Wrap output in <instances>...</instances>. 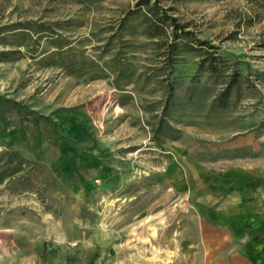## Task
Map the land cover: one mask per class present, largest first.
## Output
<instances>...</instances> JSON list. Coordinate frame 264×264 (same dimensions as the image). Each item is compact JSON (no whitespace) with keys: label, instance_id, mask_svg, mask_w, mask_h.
Masks as SVG:
<instances>
[{"label":"rangeland","instance_id":"374dc122","mask_svg":"<svg viewBox=\"0 0 264 264\" xmlns=\"http://www.w3.org/2000/svg\"><path fill=\"white\" fill-rule=\"evenodd\" d=\"M144 2L0 0V229L45 264H162L129 240L161 210L159 255L178 239L181 155L264 146V0Z\"/></svg>","mask_w":264,"mask_h":264},{"label":"crops","instance_id":"0c3cea01","mask_svg":"<svg viewBox=\"0 0 264 264\" xmlns=\"http://www.w3.org/2000/svg\"><path fill=\"white\" fill-rule=\"evenodd\" d=\"M251 137L240 136L234 141L238 151L220 155L219 162L197 159L194 165L181 155L182 174L170 184H178L182 197L175 210L186 206V201L189 210L181 219L174 245L165 249L160 239L161 256L153 261L264 264V146L260 140L252 145ZM168 226L169 222L161 229ZM43 249L24 234L0 229V264H45ZM167 250L174 255L167 256Z\"/></svg>","mask_w":264,"mask_h":264},{"label":"bare ground","instance_id":"6f19581e","mask_svg":"<svg viewBox=\"0 0 264 264\" xmlns=\"http://www.w3.org/2000/svg\"><path fill=\"white\" fill-rule=\"evenodd\" d=\"M109 100H110V95L102 99L103 104L104 101H106L104 106L108 105ZM174 209H175V205L170 208V211H174ZM166 220H167L166 214L160 213L159 215H150L146 219L145 230L143 232L137 231L136 228L132 229L133 237L129 241L130 242L136 241L137 243H140V246L143 247L147 255V258L150 260L160 259V255L158 252L159 246L158 244L155 245L153 240L159 239L161 234L160 229L166 225ZM166 253L167 256L169 257L174 255L173 250H167Z\"/></svg>","mask_w":264,"mask_h":264},{"label":"trees","instance_id":"16d2710c","mask_svg":"<svg viewBox=\"0 0 264 264\" xmlns=\"http://www.w3.org/2000/svg\"><path fill=\"white\" fill-rule=\"evenodd\" d=\"M144 4H146V6H147V13H146L147 15H158L159 14L156 7L153 4H151L149 2V0H145ZM165 17H166V20L171 21V23L174 26H178L175 30V39H177L179 36L178 31H182L183 26L178 25L176 17L167 16V15ZM160 24H161V22H159V21L158 22L156 21L155 23L149 22V28L153 30L151 32V35H157L159 33ZM187 35H189V33H187ZM200 44H202L203 46L209 47V48L215 47V46L211 45L210 43H208L206 40H201ZM176 45H177V42L173 46L174 50H176V48H174ZM186 47H189V46H187V44H186ZM217 57H219V56H217ZM216 59L217 58H215L214 60H210L208 66L206 67V69L209 70L210 72H216L217 71L218 63L216 62ZM172 62L173 61L171 60L170 64H172ZM203 66H204V64L201 63V67H203ZM239 79H240L239 75L237 74V75L230 77L229 80H227L226 88L223 90V92L215 100L217 105L223 106V107L227 105V98L229 96V93H230L231 89L239 82Z\"/></svg>","mask_w":264,"mask_h":264}]
</instances>
